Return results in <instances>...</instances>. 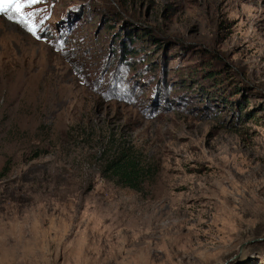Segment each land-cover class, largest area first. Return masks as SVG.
Segmentation results:
<instances>
[{
  "label": "rangeland",
  "instance_id": "374dc122",
  "mask_svg": "<svg viewBox=\"0 0 264 264\" xmlns=\"http://www.w3.org/2000/svg\"><path fill=\"white\" fill-rule=\"evenodd\" d=\"M25 11L36 36L0 14V264H264V0ZM123 143L159 164L140 192L101 175Z\"/></svg>",
  "mask_w": 264,
  "mask_h": 264
},
{
  "label": "trees",
  "instance_id": "16d2710c",
  "mask_svg": "<svg viewBox=\"0 0 264 264\" xmlns=\"http://www.w3.org/2000/svg\"><path fill=\"white\" fill-rule=\"evenodd\" d=\"M101 175L116 186L128 188L136 192L145 185L153 183L159 173V164L141 154L134 147L120 144L102 153ZM9 163L1 168L0 178L7 175Z\"/></svg>",
  "mask_w": 264,
  "mask_h": 264
},
{
  "label": "snow or ice",
  "instance_id": "6c2138e0",
  "mask_svg": "<svg viewBox=\"0 0 264 264\" xmlns=\"http://www.w3.org/2000/svg\"><path fill=\"white\" fill-rule=\"evenodd\" d=\"M38 3H40V0H0V14H6L11 11L17 18L16 22L27 25L28 32L36 36L38 24L33 22V14L31 12H26L25 9H29ZM8 19L12 20L14 17L9 15ZM39 23H43V21ZM37 39H39V37H37Z\"/></svg>",
  "mask_w": 264,
  "mask_h": 264
}]
</instances>
